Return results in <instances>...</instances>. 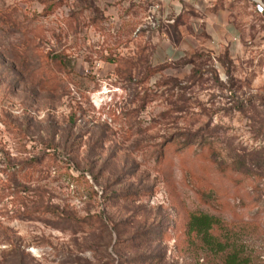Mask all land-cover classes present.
Segmentation results:
<instances>
[{"label":"rangeland","instance_id":"374dc122","mask_svg":"<svg viewBox=\"0 0 264 264\" xmlns=\"http://www.w3.org/2000/svg\"><path fill=\"white\" fill-rule=\"evenodd\" d=\"M218 1L240 48L188 6L157 63L153 0H0V264H203L196 211L264 264V0Z\"/></svg>","mask_w":264,"mask_h":264},{"label":"crops","instance_id":"0c3cea01","mask_svg":"<svg viewBox=\"0 0 264 264\" xmlns=\"http://www.w3.org/2000/svg\"><path fill=\"white\" fill-rule=\"evenodd\" d=\"M153 0L150 4L148 19L154 25L152 29L153 42H161V47L156 50L155 58L157 63L180 60L187 56L190 42H203L199 30L188 26L186 21L190 18L188 9H196L199 15L191 16V20L206 21L210 42L237 46L239 49L244 42L245 32L233 21L228 10L220 9L218 0ZM201 2V3H200ZM205 3V2H204ZM160 5V9H155ZM188 6H190L188 8ZM209 6V11L202 12L203 8ZM202 12V13H201ZM180 17L181 20H180ZM253 42H264V30L259 31Z\"/></svg>","mask_w":264,"mask_h":264},{"label":"trees","instance_id":"16d2710c","mask_svg":"<svg viewBox=\"0 0 264 264\" xmlns=\"http://www.w3.org/2000/svg\"><path fill=\"white\" fill-rule=\"evenodd\" d=\"M188 231L195 234L206 252L203 264H260L258 256L240 236L244 231H251L248 227L240 232L217 214L196 211L190 216Z\"/></svg>","mask_w":264,"mask_h":264},{"label":"built area","instance_id":"2783aa9c","mask_svg":"<svg viewBox=\"0 0 264 264\" xmlns=\"http://www.w3.org/2000/svg\"><path fill=\"white\" fill-rule=\"evenodd\" d=\"M181 1H186V0H181ZM156 10L160 9V5H155L154 7ZM256 12L259 14H263L264 15V3H262L261 1H257L256 3Z\"/></svg>","mask_w":264,"mask_h":264}]
</instances>
